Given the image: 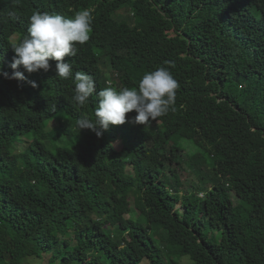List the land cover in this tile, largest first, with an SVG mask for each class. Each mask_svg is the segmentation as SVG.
<instances>
[{"label":"trees","instance_id":"obj_1","mask_svg":"<svg viewBox=\"0 0 264 264\" xmlns=\"http://www.w3.org/2000/svg\"><path fill=\"white\" fill-rule=\"evenodd\" d=\"M84 9L73 75L135 89L164 66L175 103L97 137L56 61L0 75V264H264V0H0L2 71L33 12Z\"/></svg>","mask_w":264,"mask_h":264},{"label":"clouds","instance_id":"obj_2","mask_svg":"<svg viewBox=\"0 0 264 264\" xmlns=\"http://www.w3.org/2000/svg\"><path fill=\"white\" fill-rule=\"evenodd\" d=\"M26 35L12 47L14 57L10 65L11 75L2 71L5 79L23 81L24 72L36 73L49 71V61H56L55 71L58 78L72 79L74 83L72 100L78 106L86 105L95 93L96 107L94 119L82 118L77 121L79 130H90L101 137L110 125L118 126L126 122L147 125L150 121L166 115L175 103L177 81L167 67L157 66L155 70L145 73L135 89L124 87L115 89L110 86L96 91L93 77L83 71L73 75L72 64L64 62L66 56L76 55V44L89 40L92 14L84 9L76 12L73 18L59 14L33 12L28 18ZM36 87L35 82L31 83ZM136 115L126 121L130 112Z\"/></svg>","mask_w":264,"mask_h":264},{"label":"rangeland","instance_id":"obj_3","mask_svg":"<svg viewBox=\"0 0 264 264\" xmlns=\"http://www.w3.org/2000/svg\"><path fill=\"white\" fill-rule=\"evenodd\" d=\"M125 15V12H120L118 14L119 17H123ZM54 125H58L57 122H55ZM188 144H191V143H188ZM23 149V147H19V150ZM189 175V174H188ZM186 175V174H183V180H185V182L188 184L189 182H192L191 184L193 183H197L199 182L198 180V177L196 175H193V174H190L189 176ZM189 184V185H191ZM194 185V184H193ZM207 238L209 240H214V237L212 235V233H207ZM55 260V256H48L44 259L45 262H53ZM43 260H39V259H36L34 260L33 258H29V262L30 264H38V263H43L44 262ZM181 264H191V261H190V258L189 257H185L182 261H181Z\"/></svg>","mask_w":264,"mask_h":264}]
</instances>
